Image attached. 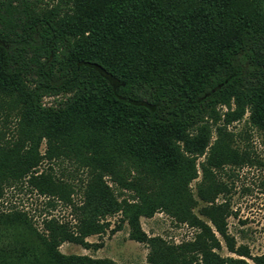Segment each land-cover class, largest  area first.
<instances>
[{"label": "trees", "instance_id": "16d2710c", "mask_svg": "<svg viewBox=\"0 0 264 264\" xmlns=\"http://www.w3.org/2000/svg\"><path fill=\"white\" fill-rule=\"evenodd\" d=\"M246 113L264 132V0H0V202L25 185L74 219L0 208V264H118L59 249L116 213L150 264H264L228 230ZM158 210L193 238L147 234Z\"/></svg>", "mask_w": 264, "mask_h": 264}, {"label": "rangeland", "instance_id": "374dc122", "mask_svg": "<svg viewBox=\"0 0 264 264\" xmlns=\"http://www.w3.org/2000/svg\"><path fill=\"white\" fill-rule=\"evenodd\" d=\"M50 100V97L44 98L45 102ZM246 118L247 113L241 120L234 121L228 126L238 132L235 143L239 146H248L256 158L252 164L225 168L226 174H223V178L232 183L230 192L232 214L227 218L228 230L235 236L237 242L247 243L253 253H260L264 251V132L251 126ZM44 147L45 144L42 142L41 150ZM52 171L58 177L68 178L62 165H53ZM199 178L200 176L190 183L194 190ZM68 179L73 183L77 182L76 178ZM79 193L81 192L77 190L74 194L75 199L78 198ZM46 200L47 198L38 194L35 189L23 185L7 189L0 202V208L27 210L39 226L45 213L56 215L61 219H71L73 222L70 206L60 201L50 206L47 205ZM107 219L110 224L102 232L87 237L90 242L87 247L64 241L59 245V249L64 253L109 257L118 264H150L147 260L148 245L129 237V226L121 219V215L116 213L107 216ZM140 222L147 234L159 235L175 243L192 239L197 231V228L177 222L162 210L156 211L149 217L141 216ZM220 252L224 255L230 254L224 245Z\"/></svg>", "mask_w": 264, "mask_h": 264}]
</instances>
